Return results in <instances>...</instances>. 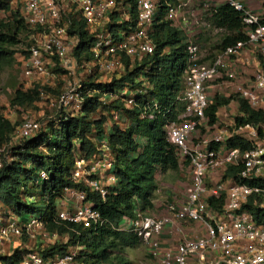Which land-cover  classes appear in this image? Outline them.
<instances>
[{"label": "built area", "instance_id": "obj_1", "mask_svg": "<svg viewBox=\"0 0 264 264\" xmlns=\"http://www.w3.org/2000/svg\"><path fill=\"white\" fill-rule=\"evenodd\" d=\"M227 3L244 15L247 42L220 51L210 65L199 64L200 49L194 43L188 44L189 68L179 97L184 106V121L170 123L166 127L169 142L177 149L180 160L191 170V186L186 201L168 205V217L158 218L137 212L136 217L125 218L118 228L135 234L148 245L161 264H264V224H258L244 209L252 198H262L261 207L264 208V186L245 182L261 181L264 184V124L238 126L235 123L231 130L205 140L203 146L193 140L200 129L209 124L207 111L212 104L209 89L220 78L221 72L228 69L231 59L258 67L253 85L241 91V98L252 109L264 110V62L242 56L248 46L264 45V25L260 17L249 11L242 1L227 0ZM134 4L136 26L130 31L115 27L132 19L133 3L128 0H11L9 11L0 9V21L14 14L29 28L32 43L27 50L28 55H17L24 77L34 82L49 81L50 76L66 79L56 98L52 99L44 92L41 98L49 99L51 106L61 113L76 115L84 111L85 96H92L97 91L84 87L83 80L67 82L70 77L77 74L86 79L96 74H116L119 77L125 74L122 55L136 61L154 54L156 46L151 33L158 14V0H136ZM176 16L177 9L170 8L168 20L174 21ZM77 23L85 24L93 39L90 49L94 58L91 61L80 63L76 58L80 36L71 32ZM262 55L264 57V51ZM136 94L125 88L107 92L103 99L105 103L120 99L132 107ZM120 117L119 112L113 113V120L106 127V137L113 125L121 122ZM43 130L38 120L27 116L14 138L19 141L31 139ZM232 138L250 143L251 148L244 152L239 148H229L228 141ZM230 167L242 168L238 179L221 178ZM113 171L114 155L106 139L94 156L78 155L72 179L84 188H71L64 192L65 201L68 199L70 205L58 208L57 220L95 231L106 224L88 200V191L99 193L105 199L117 184ZM218 173L220 176L215 179ZM38 178L39 181L49 179L44 171L39 173ZM217 200H224L222 210L211 207L210 202ZM176 223H201L205 234L197 238L183 237L174 246L166 245L163 237L175 235ZM54 234L57 236V233ZM51 235L42 215L26 219H20L13 213L7 219L0 216V255H10L17 240L24 237L35 242V249H38ZM81 248L78 245L67 254L49 259L38 250H31L21 264H80L78 256Z\"/></svg>", "mask_w": 264, "mask_h": 264}, {"label": "trees", "instance_id": "obj_2", "mask_svg": "<svg viewBox=\"0 0 264 264\" xmlns=\"http://www.w3.org/2000/svg\"><path fill=\"white\" fill-rule=\"evenodd\" d=\"M10 1L0 0V9L9 11ZM135 1L128 0L133 3L132 19L117 24V29L130 31L136 26ZM175 1L158 0V14L151 33L156 46L154 54L136 61L122 55L125 74L110 83L94 81L95 75L82 82L84 87L97 91L92 96H85L82 114L61 113L57 127L54 122L46 131L20 143H13L11 135L16 129L11 121L0 115V147L8 145L10 141L15 144L12 158L8 156L1 160L0 214L8 209L7 212L20 219L42 215L50 233L66 236L65 244L57 243L48 247L40 245L34 249L46 259L67 254L79 245L83 246L78 256L80 264H131L119 252L141 240L135 234L118 230L120 224L127 217H136L142 207L155 208L153 202L159 190V175L181 171L183 162L177 149L169 142L166 128L176 122L178 105L182 104L179 97L189 68L187 38L166 18L170 8H174L172 3ZM210 21L216 28L226 31L219 46L220 51L247 42L244 15L230 4H221L213 9ZM261 24L264 25V20ZM25 31L29 39V28L14 14L0 21V64L7 57L10 63L13 58L16 62L18 51L15 48L22 44L21 36ZM77 33L80 41L76 58L80 63L83 60L91 61L94 58L90 49L93 39L85 24H76L71 34ZM31 43L29 39L26 43L28 48ZM27 50H22L20 54L27 56ZM125 88L137 92L134 106L128 107L120 99L104 102L105 93ZM51 91L53 89L50 86L36 83L30 89H17L10 103L16 109L28 108L42 99L43 92L49 95ZM232 100L233 97H216L207 111L208 123L217 124L219 110L228 106ZM237 101L241 114L236 118L238 126L264 124V110L252 109L242 98ZM115 112L120 113L121 122L114 124L106 137L107 124L113 120ZM105 139L114 155L113 172L117 184L105 199L99 193L88 191V200L94 204L106 224L95 231L73 223L59 222L57 211L60 197L67 189L84 188L72 179L76 157L94 156ZM138 139H143L145 144L141 145ZM228 147L239 148L244 152L251 145L240 138H232L228 141ZM241 170V167H230L226 177L238 179ZM41 171L48 174L47 181H39ZM245 182L253 186H264L261 181ZM37 196L39 201L36 200ZM223 203L224 200H217L211 201L210 205L216 210H222ZM262 203V198H252L244 206L258 224H264ZM30 252L28 249L15 248L10 255H0V261L2 264H21Z\"/></svg>", "mask_w": 264, "mask_h": 264}, {"label": "rangeland", "instance_id": "obj_3", "mask_svg": "<svg viewBox=\"0 0 264 264\" xmlns=\"http://www.w3.org/2000/svg\"><path fill=\"white\" fill-rule=\"evenodd\" d=\"M213 1L214 0H176L172 3L173 7L177 9V16L173 22H170H172L174 27H177L183 32L188 43H194V45L198 46L200 49L198 63L202 65H210L213 63L215 57L220 52L219 46L222 44L223 38L226 35V31L216 28L210 21L213 9L219 6L218 3L214 5ZM240 1L244 2V0ZM249 2L252 3L253 7L252 9L247 7V9L258 15L261 21L264 20V0H250ZM21 39L23 41L22 44L15 48L16 52L18 51L15 55L16 62L13 58V62L10 63L9 57H7L5 62L3 61L2 64H0V115L11 121L16 129L11 135L13 143L22 142L14 137L18 127L27 116L34 117V119L38 120L44 128L43 131H46V129L54 122H56L55 126H58V119L61 115V112L51 106V102L47 98H42L39 102L28 108H13L10 100L15 91L21 88L30 89L34 87L36 83H39L42 86H50L53 89L49 95L48 93H45L46 96L48 95L53 99L61 93L65 84L64 81L66 80L57 76H50L49 81L47 79H44L42 82L35 81L36 83L34 81L27 80L24 77L21 66L17 61V55L22 53V50L28 49V44L26 43L30 39V36L28 39V35L25 31L22 34ZM263 51L264 45L248 46L245 51L242 52V56L246 59L254 58L256 62L263 63ZM257 70L258 67L253 64L236 62V59H231L229 61L228 69L226 71H222L220 78H218L211 85L209 89V96L211 102H213L216 97H233L234 100H232L228 106H225V108H223L224 110L219 112V121L216 125L207 124L200 129V131L193 138L194 143H202L201 145L203 146V142L205 140H211L219 134V132L232 129L236 123V118L241 115L237 99H241V91L243 89H248L253 85ZM119 77L116 74L108 76L96 74L94 76V81H97L98 83H110L113 79H118ZM81 80L85 81L87 79L84 78V76L81 77L77 74L75 77H70L67 82L74 83ZM181 121H184L183 104H179L177 109L176 122ZM110 122L112 121H109V124ZM12 141H10L8 145H4L2 148L0 147V160L7 159L8 156L12 158V149L15 147V144H11ZM138 141L141 145L145 144L143 139H138ZM4 150L5 152L3 153ZM182 165L183 166L180 172H169L168 175L161 176V181H159V190L154 196V205L155 203L165 205L163 206V209H165L171 204L170 202L174 200L177 201L176 196H179V200L182 202L186 200L187 191L191 186V170L188 165H185L184 163H182ZM221 178L227 179L228 177L223 175ZM64 196L65 194L63 193L59 199V209H63L70 205L69 200L66 199L65 201ZM173 196L176 199L173 198ZM36 200L39 201L38 196L36 197ZM7 211L9 210L6 209L3 211L0 216L5 219L9 218L11 212ZM161 211L162 208H160L158 212L155 208L145 209L143 207L139 210L141 214L150 216H158ZM54 235L56 236V234L52 233L51 238L47 239L44 247L57 243H67L66 236H60L57 234L54 238ZM175 240L176 239H174V241L170 244H165L174 246ZM12 248L34 250L35 242L24 237L17 240V243ZM6 249L7 251L9 250L8 247ZM119 253L123 255L131 264H161L154 258L148 245L142 241L133 244L131 247L124 248L123 251H120Z\"/></svg>", "mask_w": 264, "mask_h": 264}, {"label": "crops", "instance_id": "obj_4", "mask_svg": "<svg viewBox=\"0 0 264 264\" xmlns=\"http://www.w3.org/2000/svg\"><path fill=\"white\" fill-rule=\"evenodd\" d=\"M249 1L250 0H244L243 3L246 5V7H248L249 9H252L253 5ZM216 3H218V5L220 6L221 4L227 3V1L214 0L213 4L216 5ZM243 58H245V57H243ZM223 108H225V107H223ZM223 108H221L219 112L224 110ZM219 176H220V173H218V175L215 177V179L219 178ZM160 178H161V176L159 175L157 177L158 182L161 181ZM187 193H188V191H187ZM176 197H177V201L174 200V201L170 202L171 204L174 203V202L178 203V204H183L186 201L185 200V201L182 202L181 200H179L180 199L179 196H176ZM173 198H175V197L173 196ZM186 198H187V195H186ZM163 206H165V205H162V204L160 205V204H156L155 203V209L159 212L160 208H162V211L159 213L160 215L154 216V217L164 218V217L170 216V212L168 210V206L165 209H163ZM174 230H175V232H174L175 235L174 236H165V237H163L164 243L170 244L172 241H174V239H176L175 240V243H176L177 241H180L183 237L197 238V237L203 236L205 234V227L201 223H191V224L176 223L175 226H174Z\"/></svg>", "mask_w": 264, "mask_h": 264}, {"label": "clouds", "instance_id": "obj_5", "mask_svg": "<svg viewBox=\"0 0 264 264\" xmlns=\"http://www.w3.org/2000/svg\"><path fill=\"white\" fill-rule=\"evenodd\" d=\"M176 9V8H175ZM170 21V20H169ZM173 22V21H172Z\"/></svg>", "mask_w": 264, "mask_h": 264}]
</instances>
